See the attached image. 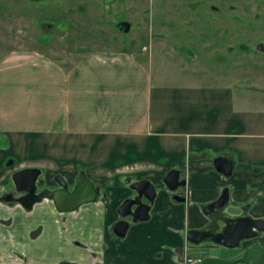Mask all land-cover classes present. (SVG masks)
<instances>
[{
  "label": "crops",
  "instance_id": "crops-1",
  "mask_svg": "<svg viewBox=\"0 0 264 264\" xmlns=\"http://www.w3.org/2000/svg\"><path fill=\"white\" fill-rule=\"evenodd\" d=\"M157 44L160 56L157 47L142 60L88 52L69 66L39 52L0 54V192L15 171L71 180L81 168L104 199L72 213L47 200L29 210L1 204L0 264H181L190 257L185 234L215 218L201 208L221 187L230 197L223 215L251 202L247 216H264V84L236 61L220 72V59L188 64ZM216 159L232 164L228 177ZM169 171L184 181L174 193L163 184ZM126 179L147 180L156 194L149 219L116 238ZM62 247L70 256L55 255Z\"/></svg>",
  "mask_w": 264,
  "mask_h": 264
},
{
  "label": "rangeland",
  "instance_id": "rangeland-1",
  "mask_svg": "<svg viewBox=\"0 0 264 264\" xmlns=\"http://www.w3.org/2000/svg\"><path fill=\"white\" fill-rule=\"evenodd\" d=\"M192 1L199 2L0 0V54L12 50L39 52L69 66L88 52L123 53L142 60L157 47L160 56L157 43L163 42L188 64H192L193 56L198 64L206 60L204 63L208 67L214 65L213 60L220 59L222 66L215 70L225 72L231 62L236 61L243 71H255L257 83L254 84H264V56L254 51L246 57L236 54L234 46L239 44L240 38L232 22L226 24V38L221 36L217 11L221 0H205L204 5L195 9ZM257 8L264 13V4H257ZM196 16L199 22H194ZM120 22L129 25L127 32L118 30ZM257 30L252 43L264 45V27L257 26ZM9 189V184L2 188ZM70 254V249L64 247L55 253L60 258Z\"/></svg>",
  "mask_w": 264,
  "mask_h": 264
},
{
  "label": "water",
  "instance_id": "water-1",
  "mask_svg": "<svg viewBox=\"0 0 264 264\" xmlns=\"http://www.w3.org/2000/svg\"><path fill=\"white\" fill-rule=\"evenodd\" d=\"M33 1V0H30ZM36 1V0H35ZM118 30L127 32L129 25L124 22L118 24ZM9 160L5 167L11 166ZM216 171L223 177H228L231 173L232 164L224 159L214 161ZM42 175V170L38 168H26L12 172L9 175V185L12 192H0V204H18L23 209L29 210L32 204L40 200H47L52 203L53 208L58 213H69L76 211L80 206L94 203L99 197V187L94 185L86 177L83 169L78 168L76 175L71 181V190H68L67 178L60 175L53 176V182L58 186L55 190L43 189L36 193V182ZM163 184L167 191L174 193L184 187V181L178 180L177 171H169L163 178ZM130 194L117 206L115 212L118 220L112 223L110 231L116 238H122L127 231L129 224H138L149 219V211L152 208L155 198V189L147 180L130 181L125 180ZM29 198V202L24 203L23 199ZM175 201H182L179 195L172 197ZM248 203L237 208L240 215L233 218L223 215V211L230 206L229 188L221 187L218 197L206 205L201 211L207 218L215 216V221L225 224L217 235L210 236L211 242L215 245L227 249H233L241 240H251L257 234L264 235V217L252 219L247 216ZM195 231H187L185 237L190 241L189 236ZM197 244V241L194 242ZM264 256L258 243H253L246 247L240 256L232 261L222 259H204L198 264H263Z\"/></svg>",
  "mask_w": 264,
  "mask_h": 264
},
{
  "label": "flooded vegetation",
  "instance_id": "flooded-vegetation-1",
  "mask_svg": "<svg viewBox=\"0 0 264 264\" xmlns=\"http://www.w3.org/2000/svg\"><path fill=\"white\" fill-rule=\"evenodd\" d=\"M198 1H199L198 3L197 2L195 3L194 1L191 2V4L194 5V9L196 7L204 5L205 3V0H198ZM259 2H257V0H221L220 2L221 6L220 8L217 9V11L220 13L219 14V17H220L219 29L221 31L220 32L221 36L223 37V39L226 38L227 36L226 24L228 22H232L233 30L236 28L238 37L240 38L238 39L239 44H236L234 46L236 48V54H239L241 56L243 55L244 57L249 56L251 51H254L264 56V45L260 43H256V42L252 43V39L255 38L253 34L259 30V29L257 30V26L259 28L264 27V22L263 23L261 22V18L264 19V13H260L257 10L258 9L257 4L258 5L264 4V0H260ZM194 22H199V20L197 19V16L195 17ZM258 22L261 24H258ZM190 25L192 26L193 23L190 22ZM66 180L68 184V190L70 191L72 179L71 180L66 179ZM57 188L58 186L55 184V182H53V176L50 177L49 180L45 179L44 173L42 171V175L38 178L36 182V193L40 192L43 189L55 190ZM2 191L12 192V187L9 190H2ZM99 200L102 202L104 201L103 194L101 193L100 188H99V197L96 202H98ZM23 202L24 203L29 202V198L25 197V199H23ZM250 206H251V202H249L248 204V210ZM69 213H72V212H69ZM223 227H225L224 223H221V222L215 221V219H212V221H209V223H206V225L202 227L200 230H190V231L196 232L195 234L189 236L190 241L187 240L189 242V249H190V251L188 252L189 255L195 254L194 256L190 255V257H188L189 259L194 261L193 264H198L204 259H222V260H227V261L235 260L240 256V254L246 247H248L249 245L253 243H258L260 245L259 240L264 238L263 234H257L255 238L251 240H246V241L241 240L240 242L237 243V246L234 247L233 249H227L222 246L213 244L211 242V237H210V236L217 235L220 232V229H222ZM195 241H197V244L194 243ZM247 242H250V243L246 245L245 247H243V244L244 243L247 244ZM260 248L264 256V250L262 249L261 245H260ZM222 250L223 251H235V253L228 258H224L223 254L220 253ZM185 259H183L181 264H184ZM60 264H68V263H60Z\"/></svg>",
  "mask_w": 264,
  "mask_h": 264
},
{
  "label": "built area",
  "instance_id": "built-area-1",
  "mask_svg": "<svg viewBox=\"0 0 264 264\" xmlns=\"http://www.w3.org/2000/svg\"><path fill=\"white\" fill-rule=\"evenodd\" d=\"M193 263H194V261H192V260L189 259V258H188V259L186 258V259L184 260V264H193Z\"/></svg>",
  "mask_w": 264,
  "mask_h": 264
}]
</instances>
